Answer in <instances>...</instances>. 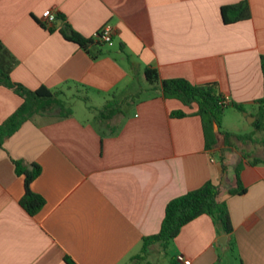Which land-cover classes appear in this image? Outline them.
<instances>
[{"label":"crops","instance_id":"0c3cea01","mask_svg":"<svg viewBox=\"0 0 264 264\" xmlns=\"http://www.w3.org/2000/svg\"><path fill=\"white\" fill-rule=\"evenodd\" d=\"M243 1L252 17L226 24L222 7ZM47 10L57 16L50 25L42 19ZM107 25L113 37L103 43L97 35ZM66 28L92 43L85 49L67 40ZM0 40L14 82L63 90L68 102L82 97L93 116L73 109L69 118L36 116L0 148V264H132L143 239L159 233L168 203L208 182L221 188L231 237L204 215L169 250L152 245L140 264H157L156 253L159 263L163 252L170 264L179 254L192 264H264V164H250L264 156V131L253 126L264 97V0H0ZM146 68L161 80L216 83L227 109L241 114L231 122L226 112L222 131L252 140L226 144L219 136L207 150L197 105L165 98L150 84L136 87ZM111 100L122 112L103 120L99 111ZM22 103L0 86V126ZM179 111L186 116H173ZM248 120L253 131L240 133ZM15 161L42 169L31 188L46 203L35 216L21 205ZM239 166L246 192L233 195Z\"/></svg>","mask_w":264,"mask_h":264},{"label":"trees","instance_id":"16d2710c","mask_svg":"<svg viewBox=\"0 0 264 264\" xmlns=\"http://www.w3.org/2000/svg\"><path fill=\"white\" fill-rule=\"evenodd\" d=\"M221 14L226 24L249 20L252 17L248 1L224 6L221 9ZM61 33L67 40L75 42L85 49L92 43L70 28L62 29ZM94 58H98V55H95ZM261 67L264 75V56L261 57ZM11 68L12 61L6 58V51L0 40V86L12 89L23 99L22 105L0 126V148L26 122L33 120L36 116H54L63 119L73 115L63 90H52L46 86L30 90L13 81ZM145 79L153 86L154 90L160 91L165 98L177 99L188 107L198 106V115L203 121L207 150H212L218 145L219 136L224 137L226 144H229L233 137L240 141L252 140V134L235 135L222 131L225 111L229 107V103L219 92L216 83L195 85L186 79L161 80L158 72L152 68L145 69ZM257 104L259 107L253 126L256 132H262L264 131V97ZM233 106L238 111L245 112L242 105L234 104ZM121 112V103L111 100L99 111V115L101 119L109 120ZM173 116L184 117L186 114L179 111L175 112ZM262 145L264 147V140ZM14 164L17 175L24 178L25 194L21 205L30 215L35 216L46 203L45 199L31 188L34 180L40 176L42 169L37 164L29 169L23 161H15ZM250 164L254 166L264 164V156L253 158L250 160ZM240 173L241 167L239 166L236 170L237 188L231 191L233 195H242L246 192L241 183ZM220 194V186L208 182L200 189L190 191L169 202L159 233L144 238L139 254L131 258L130 262L132 264L145 262L149 256V248L154 244H161L164 248H168L186 225L204 215L213 219L220 235L231 237L234 228L229 208L226 202L220 201ZM230 247L234 248L233 242H230ZM66 261L68 264H73L69 258H66Z\"/></svg>","mask_w":264,"mask_h":264},{"label":"rangeland","instance_id":"374dc122","mask_svg":"<svg viewBox=\"0 0 264 264\" xmlns=\"http://www.w3.org/2000/svg\"><path fill=\"white\" fill-rule=\"evenodd\" d=\"M110 44V43H108ZM136 87L137 88H141V87H147L149 86V83L141 76H138L136 79ZM69 96H67L68 98ZM91 104L87 103L86 100L82 97H73L72 99L69 100L68 102V107L73 109L75 111V114L80 118H84V119H90L93 120V116L91 113H89V106ZM228 112V120L229 121H234L235 117H239L241 116L240 113H238L235 109H226L225 113ZM249 120L247 121V124L244 125V127L241 129L240 133H249L251 131H253V126L249 125ZM259 147L261 149L260 146H257L256 144H254V148ZM169 250V248L167 249ZM165 253L163 252V256L161 257V260L159 261V263L157 262L158 260V254H154L153 258H151V261L157 263V264H170L171 262V254H169L168 256L164 255ZM227 260V258H226ZM233 263L236 264L235 261H233ZM228 264V263H226Z\"/></svg>","mask_w":264,"mask_h":264},{"label":"built area","instance_id":"2783aa9c","mask_svg":"<svg viewBox=\"0 0 264 264\" xmlns=\"http://www.w3.org/2000/svg\"><path fill=\"white\" fill-rule=\"evenodd\" d=\"M43 22L46 25H50L56 22L57 16L51 10H47L43 14ZM113 37V28L110 25L105 26L97 35L99 41L103 43L111 42ZM175 264H192V261L183 254H179L175 258Z\"/></svg>","mask_w":264,"mask_h":264},{"label":"water","instance_id":"95a60500","mask_svg":"<svg viewBox=\"0 0 264 264\" xmlns=\"http://www.w3.org/2000/svg\"><path fill=\"white\" fill-rule=\"evenodd\" d=\"M245 115H247V113H245ZM252 121H255V118H252ZM226 240H227V237H222L221 240H220L221 244L225 245L226 244Z\"/></svg>","mask_w":264,"mask_h":264}]
</instances>
